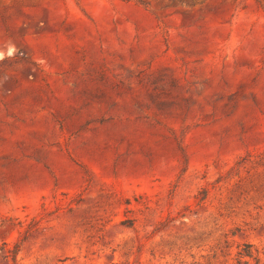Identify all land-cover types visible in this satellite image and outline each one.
I'll return each mask as SVG.
<instances>
[{"label": "rangeland", "instance_id": "1", "mask_svg": "<svg viewBox=\"0 0 264 264\" xmlns=\"http://www.w3.org/2000/svg\"><path fill=\"white\" fill-rule=\"evenodd\" d=\"M0 51V264H264V2L0 0Z\"/></svg>", "mask_w": 264, "mask_h": 264}, {"label": "trees", "instance_id": "2", "mask_svg": "<svg viewBox=\"0 0 264 264\" xmlns=\"http://www.w3.org/2000/svg\"><path fill=\"white\" fill-rule=\"evenodd\" d=\"M183 2L184 0H179ZM258 3L262 4L264 0H257ZM17 246V243H16ZM15 253V249L13 250ZM257 252V249L253 247L252 243H244L243 246L238 250V262L241 263H247L248 260L244 259L243 257H256L255 253Z\"/></svg>", "mask_w": 264, "mask_h": 264}, {"label": "clouds", "instance_id": "3", "mask_svg": "<svg viewBox=\"0 0 264 264\" xmlns=\"http://www.w3.org/2000/svg\"><path fill=\"white\" fill-rule=\"evenodd\" d=\"M15 52H16L15 47L14 46H9L8 51H7V55L9 57H11ZM4 57H5V53L0 51V60H3Z\"/></svg>", "mask_w": 264, "mask_h": 264}]
</instances>
